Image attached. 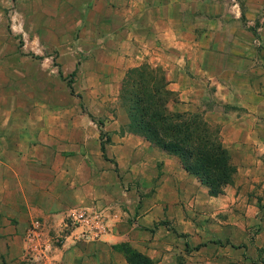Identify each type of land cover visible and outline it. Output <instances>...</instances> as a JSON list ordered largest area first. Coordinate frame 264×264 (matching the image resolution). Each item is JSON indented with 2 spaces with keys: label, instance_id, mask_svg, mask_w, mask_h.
Listing matches in <instances>:
<instances>
[{
  "label": "rangeland",
  "instance_id": "obj_1",
  "mask_svg": "<svg viewBox=\"0 0 264 264\" xmlns=\"http://www.w3.org/2000/svg\"><path fill=\"white\" fill-rule=\"evenodd\" d=\"M127 1L6 4L10 33L0 54V108H34L37 119L50 110L59 115L52 121L57 125L68 120L80 128L87 121L100 128L103 142L122 123L123 131L166 153L129 126L128 109L146 83L165 110L196 114L199 123L219 132L235 172L231 183L213 197L234 189L249 206L246 214L230 212L234 222L243 215L245 225L243 234L239 230L230 235L236 244L228 241V264H263L264 257L255 263L249 255L264 256V242L253 249L264 230V0H162L165 6L159 12L170 14L172 24L161 25L158 39L140 29L135 46L125 33L130 23ZM12 9L19 12L14 22ZM166 154L175 156L186 171L176 155ZM182 259V264L188 261Z\"/></svg>",
  "mask_w": 264,
  "mask_h": 264
},
{
  "label": "crops",
  "instance_id": "obj_2",
  "mask_svg": "<svg viewBox=\"0 0 264 264\" xmlns=\"http://www.w3.org/2000/svg\"><path fill=\"white\" fill-rule=\"evenodd\" d=\"M20 1L0 0V54L10 33L5 6ZM127 2L130 23L125 33L132 46L140 29L158 39L161 25L172 24L170 14L159 12L165 6L162 0ZM151 8L158 13L149 15ZM243 14L251 18L247 11ZM252 14L254 19L256 11ZM18 16L12 9V22ZM37 114L34 108H0V264H133L125 247L152 264H182V256L188 259L183 264H228L229 242L236 244L230 235L243 234L245 225L243 215L234 222L230 212L246 214L249 208L242 194L226 189L222 196H210L175 156L151 149L147 141L123 131L122 123L108 131L105 158L96 125L86 121L78 128L68 120L57 125L52 123L57 113L48 110L39 119ZM93 206L108 207L116 216L111 215L99 239L77 241L63 226L64 213ZM34 218L43 222L51 243L36 260L24 257L23 238ZM242 242L249 247L244 235ZM263 242L261 229L253 249ZM254 253L249 256L255 263L264 257ZM239 258L243 261L244 255Z\"/></svg>",
  "mask_w": 264,
  "mask_h": 264
},
{
  "label": "trees",
  "instance_id": "obj_3",
  "mask_svg": "<svg viewBox=\"0 0 264 264\" xmlns=\"http://www.w3.org/2000/svg\"><path fill=\"white\" fill-rule=\"evenodd\" d=\"M68 85L72 90L70 83ZM147 88L148 85L143 83L142 95H136L135 104L128 109L131 131L166 153L176 155L183 168L208 187L210 195L221 194L232 181L235 165L219 132L199 123L196 114L165 110L164 102L153 99V93ZM101 150L106 158L103 141ZM125 251L128 261L133 264H152L151 260L128 247Z\"/></svg>",
  "mask_w": 264,
  "mask_h": 264
},
{
  "label": "built area",
  "instance_id": "obj_4",
  "mask_svg": "<svg viewBox=\"0 0 264 264\" xmlns=\"http://www.w3.org/2000/svg\"><path fill=\"white\" fill-rule=\"evenodd\" d=\"M111 215L116 216L108 207H73L64 213L63 226L70 229L77 241L97 240L109 228ZM45 230L40 219L34 218L29 222L23 236L24 257L36 260L46 255L51 243Z\"/></svg>",
  "mask_w": 264,
  "mask_h": 264
}]
</instances>
